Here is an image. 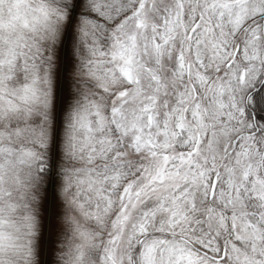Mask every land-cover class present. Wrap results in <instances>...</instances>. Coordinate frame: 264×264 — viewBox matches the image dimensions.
Masks as SVG:
<instances>
[{"label": "snow or ice", "instance_id": "obj_1", "mask_svg": "<svg viewBox=\"0 0 264 264\" xmlns=\"http://www.w3.org/2000/svg\"><path fill=\"white\" fill-rule=\"evenodd\" d=\"M0 264H264V0H0Z\"/></svg>", "mask_w": 264, "mask_h": 264}]
</instances>
